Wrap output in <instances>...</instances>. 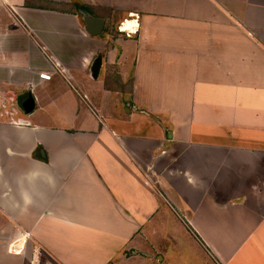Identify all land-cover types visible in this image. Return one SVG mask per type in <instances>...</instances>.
I'll list each match as a JSON object with an SVG mask.
<instances>
[{"label": "crops", "instance_id": "1", "mask_svg": "<svg viewBox=\"0 0 264 264\" xmlns=\"http://www.w3.org/2000/svg\"><path fill=\"white\" fill-rule=\"evenodd\" d=\"M9 96L0 264H264V0H0Z\"/></svg>", "mask_w": 264, "mask_h": 264}, {"label": "rangeland", "instance_id": "2", "mask_svg": "<svg viewBox=\"0 0 264 264\" xmlns=\"http://www.w3.org/2000/svg\"><path fill=\"white\" fill-rule=\"evenodd\" d=\"M12 97L14 98V96H11L10 99H8L5 103L1 102L2 99H0V120L1 121L11 122L12 118H16V116L19 114V112L22 111L21 102H19L18 100L15 101L14 100L15 98L13 99ZM28 253H29V256H31V254H32L31 250L28 251ZM36 255H38V258L32 259L35 264H50V263H52V261L49 259V257L44 252H41V253L36 252ZM138 255H141V254L138 253ZM131 256H133V255L131 253H128L127 258H131ZM131 261L135 264H139V262H136V260L133 259V257H132Z\"/></svg>", "mask_w": 264, "mask_h": 264}, {"label": "water", "instance_id": "3", "mask_svg": "<svg viewBox=\"0 0 264 264\" xmlns=\"http://www.w3.org/2000/svg\"><path fill=\"white\" fill-rule=\"evenodd\" d=\"M99 23V29L98 31L96 32H93L92 33L94 35H98L99 32L102 30V27L104 26V23L103 21H98ZM97 30V29H96ZM101 64H102V59L101 58H98L94 64V67H93V73H94V77H97L99 75V71H100V68H101ZM23 108L25 110L26 113H31L34 111V108H35V100L33 98V96H29V98L24 102L23 104Z\"/></svg>", "mask_w": 264, "mask_h": 264}, {"label": "built area", "instance_id": "4", "mask_svg": "<svg viewBox=\"0 0 264 264\" xmlns=\"http://www.w3.org/2000/svg\"><path fill=\"white\" fill-rule=\"evenodd\" d=\"M125 23L126 22L122 23V25L119 27L120 30H123L122 27L124 26ZM133 32H134L133 29H129L127 31L128 35L133 33ZM40 78L43 80L51 81L53 79V73H51V72L42 73V74H40ZM79 96H80V94H79Z\"/></svg>", "mask_w": 264, "mask_h": 264}, {"label": "bare ground", "instance_id": "5", "mask_svg": "<svg viewBox=\"0 0 264 264\" xmlns=\"http://www.w3.org/2000/svg\"><path fill=\"white\" fill-rule=\"evenodd\" d=\"M135 25L136 24L134 22L128 21L124 24V26L122 28L124 31H128L129 29H133L135 27Z\"/></svg>", "mask_w": 264, "mask_h": 264}]
</instances>
